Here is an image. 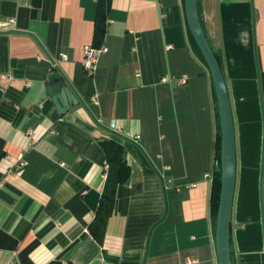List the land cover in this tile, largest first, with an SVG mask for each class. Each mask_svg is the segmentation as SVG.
<instances>
[{"label": "crops", "instance_id": "crops-1", "mask_svg": "<svg viewBox=\"0 0 264 264\" xmlns=\"http://www.w3.org/2000/svg\"><path fill=\"white\" fill-rule=\"evenodd\" d=\"M197 2L234 124L230 258L264 264V0ZM96 4L0 0V31L33 34L92 114L80 105L59 114L49 58L32 37L0 33V264H144L154 224L145 264H217L204 174L218 166V107L184 0H108L107 51L87 74ZM107 139L124 146L130 177L100 244L88 226Z\"/></svg>", "mask_w": 264, "mask_h": 264}, {"label": "water", "instance_id": "water-1", "mask_svg": "<svg viewBox=\"0 0 264 264\" xmlns=\"http://www.w3.org/2000/svg\"><path fill=\"white\" fill-rule=\"evenodd\" d=\"M198 0H184L185 3V14L187 25L191 36L194 40V43L197 45L212 78V83L215 89V96L217 100L218 107V117H219V127H220V163L216 167V171L220 173V194L219 202L215 220V250L217 264H232L231 254H230V225H231V213H232V204L233 203V194L235 188V179H236V147H235V132L234 124L232 117V110L228 95V90L226 83L224 82V74L222 62L219 55L215 54L207 41L205 31L200 22V16L198 12ZM254 17L252 16V23ZM0 33L7 34H26L33 38L36 44L44 52V54L49 58L55 72L50 71L49 76L52 77L59 75L60 78L50 80L48 82V90L51 93L53 88H57V91L52 94V102L57 109L59 114H65L69 108L76 107L78 105L82 106L88 114L92 116L87 105L81 100V98L73 89L72 85L68 79L62 75L63 73L57 66L54 59H52L46 52L45 48L42 46L40 41L31 33L23 32L20 30H8L6 32L0 31ZM94 122L103 127L105 130L113 132V130L106 128L99 124L94 117H92ZM123 139L133 142L123 136H120ZM264 154V152H263ZM262 154V155H263ZM151 166L152 163L150 162ZM157 172V170H155ZM158 176L159 173L157 172ZM262 177V173H261ZM262 180V178H261ZM166 204V203H165ZM167 211V204L165 213ZM155 225V224H154ZM154 225L149 231L146 252L144 257V264L146 261V256L148 252V245L150 240V233L152 232Z\"/></svg>", "mask_w": 264, "mask_h": 264}, {"label": "trees", "instance_id": "trees-1", "mask_svg": "<svg viewBox=\"0 0 264 264\" xmlns=\"http://www.w3.org/2000/svg\"><path fill=\"white\" fill-rule=\"evenodd\" d=\"M108 0H97L96 18L93 35V47H100L106 32V9ZM219 58V57H217ZM220 129V127H219ZM100 146L105 154V182L99 204L94 218L88 226L90 235L102 243L105 227L112 214L116 189L130 177V167L124 159V146L118 140L107 139L100 141ZM217 161L220 163V132L217 139ZM220 173L214 172L210 195V213L215 228V220L220 194Z\"/></svg>", "mask_w": 264, "mask_h": 264}, {"label": "built area", "instance_id": "built-area-1", "mask_svg": "<svg viewBox=\"0 0 264 264\" xmlns=\"http://www.w3.org/2000/svg\"><path fill=\"white\" fill-rule=\"evenodd\" d=\"M107 51V48L105 46H100V47H93L91 45H86L83 48V60L82 61V67L84 70L87 72V74H91L95 71L96 65L98 63V60L100 56ZM60 58L62 60H66L67 57L65 55H60ZM162 81L168 82L170 81V78H163ZM180 83H184L185 79L182 78ZM204 178L209 179L210 181L213 180V175L212 173H206L204 174ZM194 186V185H192Z\"/></svg>", "mask_w": 264, "mask_h": 264}]
</instances>
